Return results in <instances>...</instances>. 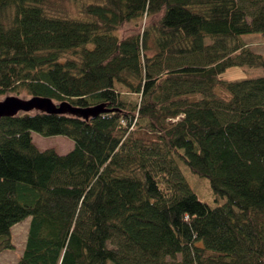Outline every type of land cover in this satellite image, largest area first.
<instances>
[{
    "label": "trees",
    "instance_id": "1",
    "mask_svg": "<svg viewBox=\"0 0 264 264\" xmlns=\"http://www.w3.org/2000/svg\"><path fill=\"white\" fill-rule=\"evenodd\" d=\"M251 33L264 0H0V95L111 109L0 120V254L31 217L16 264H264V75L222 77Z\"/></svg>",
    "mask_w": 264,
    "mask_h": 264
},
{
    "label": "rangeland",
    "instance_id": "2",
    "mask_svg": "<svg viewBox=\"0 0 264 264\" xmlns=\"http://www.w3.org/2000/svg\"><path fill=\"white\" fill-rule=\"evenodd\" d=\"M72 5L69 1L68 6ZM11 16L10 12L4 16L5 19ZM243 39L248 42H253L256 44L254 48L256 51L264 54V34L263 33H251L243 36ZM69 55L65 56L68 58ZM264 70L262 68H252V67H231L226 70L222 77L226 80H243L252 77L263 76ZM18 96L21 98H30L31 96L27 91H10L6 94L0 95V101L4 100L7 96ZM34 142L40 149L54 148L60 154H65L70 151L74 142L66 136H42L36 132L32 134ZM187 180L193 187L194 191L198 194L201 200L209 203L211 206H216L224 202L223 198L215 196L213 193L209 181L205 178H202L198 175L191 173L188 168L183 169ZM31 222V217L26 218L25 220L17 223L12 230L13 241L15 248L13 250H6L0 254V264H16L24 252L26 241L28 237V230Z\"/></svg>",
    "mask_w": 264,
    "mask_h": 264
},
{
    "label": "water",
    "instance_id": "3",
    "mask_svg": "<svg viewBox=\"0 0 264 264\" xmlns=\"http://www.w3.org/2000/svg\"><path fill=\"white\" fill-rule=\"evenodd\" d=\"M109 111L111 109L106 103L89 107H76L68 101L56 103L52 98L39 95L31 96L30 98L11 95L0 101V120L4 117H13L20 113L30 112L69 114L89 120Z\"/></svg>",
    "mask_w": 264,
    "mask_h": 264
},
{
    "label": "crops",
    "instance_id": "4",
    "mask_svg": "<svg viewBox=\"0 0 264 264\" xmlns=\"http://www.w3.org/2000/svg\"><path fill=\"white\" fill-rule=\"evenodd\" d=\"M74 147V146H73ZM73 149V148H72Z\"/></svg>",
    "mask_w": 264,
    "mask_h": 264
}]
</instances>
